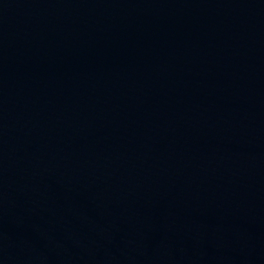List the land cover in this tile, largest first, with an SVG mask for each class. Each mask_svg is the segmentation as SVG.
I'll list each match as a JSON object with an SVG mask.
<instances>
[{
    "label": "water",
    "instance_id": "water-1",
    "mask_svg": "<svg viewBox=\"0 0 264 264\" xmlns=\"http://www.w3.org/2000/svg\"><path fill=\"white\" fill-rule=\"evenodd\" d=\"M0 264H264V0H0Z\"/></svg>",
    "mask_w": 264,
    "mask_h": 264
}]
</instances>
